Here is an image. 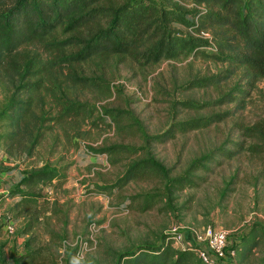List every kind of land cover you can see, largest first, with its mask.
Instances as JSON below:
<instances>
[{
  "label": "rangeland",
  "instance_id": "374dc122",
  "mask_svg": "<svg viewBox=\"0 0 264 264\" xmlns=\"http://www.w3.org/2000/svg\"><path fill=\"white\" fill-rule=\"evenodd\" d=\"M172 1L187 8L194 6L185 0ZM4 2L8 4L10 0ZM65 37L56 35L57 41ZM27 49L43 61L44 68H51L49 77L66 97L99 108L128 109L148 135L161 134L172 123L189 118L210 113L227 116L207 129L177 134L164 144L150 145L152 156L170 170L171 177L181 176L192 161L204 155L213 153V160L207 171L195 173L205 178L204 183L174 190L169 198L163 196L154 208L144 212L139 195L163 194L162 184L154 178L132 180L101 194L95 188L115 185L126 165L140 156L117 155L114 157L118 162L111 165L106 155L94 156L89 148L143 145L141 139L117 131L107 120L96 122L97 114L94 122H46L41 129L43 138L30 156L23 152V144L13 146L6 155L0 142V184L6 191L1 198V213L3 221L10 218L14 225L11 235L0 228V264H26L34 251H40L41 258L33 264H123L119 263L121 254L157 246L174 227H178L187 244H194V232L208 226L228 233L237 253L234 264H263L264 239L256 238L257 246L249 251L253 241L247 235L255 225L264 226V139L247 137L243 129L264 124V80L252 81L246 77V69L235 64L194 56L161 61L155 66H141L126 56H111L75 67L81 77L103 78L110 89L108 95L68 85V68L48 64L46 61L53 56L43 44ZM213 52L215 47L207 48V53ZM220 73L228 78L215 86L187 91L182 87L193 78ZM12 92L0 76V110ZM226 94L230 95L228 103L214 104L202 111L175 105L185 100L215 102ZM51 106L50 97L42 96L34 112H51L54 116ZM5 125L2 133L10 127L7 122ZM227 151L233 154L230 158L224 156ZM46 162L64 167L66 181L22 187L21 191L34 194L36 200H21L15 188L24 171L37 170ZM80 241H88L82 247L83 254Z\"/></svg>",
  "mask_w": 264,
  "mask_h": 264
},
{
  "label": "trees",
  "instance_id": "16d2710c",
  "mask_svg": "<svg viewBox=\"0 0 264 264\" xmlns=\"http://www.w3.org/2000/svg\"><path fill=\"white\" fill-rule=\"evenodd\" d=\"M185 1L194 6L187 8L172 0H10L8 4L0 0V76L13 90L0 110V142L4 144L5 154H10L13 146L23 144V152L30 156L43 138L41 129L46 122H94L97 114L96 122L108 121L117 131L143 142L142 146L113 144L89 148L94 156L106 155L111 165L118 162L114 157L117 155L140 156L126 165L124 174L115 185L96 186L99 194L132 180L154 178L162 184L163 194L139 195L141 211L144 212L154 208L163 196L169 198L174 190L204 183L205 178L195 173L209 169L213 153L192 161L181 176L171 177L170 170L152 156L149 147L171 141L177 134L207 129L223 121L227 113H210L174 122L161 134L148 135L140 120L128 109L99 108L66 97L60 86L49 77L51 68H44L43 61L37 55H30L27 49L36 43L43 44L53 56L52 60L46 61L48 64L68 68V85L97 89L108 95L110 89L103 78L81 77L75 67L95 58L111 56H126L141 66H155L161 61L194 56L235 64L245 68L246 77L252 81L264 80V0ZM200 6L206 8L201 9ZM201 33H208V37ZM56 35L67 37L57 41ZM210 47H215L216 52L207 53ZM226 78L228 76L222 73L193 78L182 87L185 91L208 88ZM23 94L27 97L23 98ZM42 96L50 97L54 116L51 112L41 115L34 112ZM229 96L226 94L215 102L185 100L177 101L175 105L185 110L202 111L214 104L228 103L226 99ZM6 122L10 127L7 133H2ZM243 130L247 137L264 139L263 123ZM232 155L227 151L224 156L230 158ZM64 172V167L47 162L37 170H26L16 185L15 194L21 200H36L34 194L20 189L54 181L62 184L66 181ZM247 238L253 241L248 248L250 251L257 246L256 238L264 239V226L255 225ZM245 242L246 239L243 240ZM236 248H242V243ZM28 258L26 264H33L41 258V253L31 252ZM262 262L264 264V260ZM119 263L203 264L193 247L174 249L170 233H165L155 247L121 254Z\"/></svg>",
  "mask_w": 264,
  "mask_h": 264
},
{
  "label": "built area",
  "instance_id": "2783aa9c",
  "mask_svg": "<svg viewBox=\"0 0 264 264\" xmlns=\"http://www.w3.org/2000/svg\"><path fill=\"white\" fill-rule=\"evenodd\" d=\"M203 37H208V33H201ZM6 234L11 235L14 233V225L7 218L3 221V216L0 207V228ZM171 245L174 249L182 250L186 247H193L197 257L203 264H234L236 251L230 245L228 240V233L220 228L208 226L202 231L194 232V244H187L178 227H174L171 232ZM91 238V237H90ZM88 241H80V250L87 245ZM84 253V250L80 252Z\"/></svg>",
  "mask_w": 264,
  "mask_h": 264
},
{
  "label": "crops",
  "instance_id": "0c3cea01",
  "mask_svg": "<svg viewBox=\"0 0 264 264\" xmlns=\"http://www.w3.org/2000/svg\"><path fill=\"white\" fill-rule=\"evenodd\" d=\"M1 177H2V176L0 175V181L2 180ZM1 187H2V185L0 184V204H3V203H1V202H2V201H1V198H2V195H5V192H6V191L2 190ZM2 200H3V199H2Z\"/></svg>",
  "mask_w": 264,
  "mask_h": 264
}]
</instances>
